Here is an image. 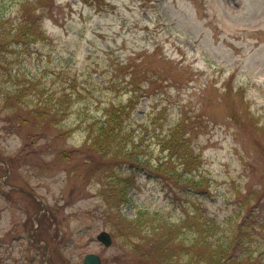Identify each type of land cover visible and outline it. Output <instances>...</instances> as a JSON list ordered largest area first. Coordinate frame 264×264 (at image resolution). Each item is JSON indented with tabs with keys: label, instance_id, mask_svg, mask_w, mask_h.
<instances>
[{
	"label": "rangeland",
	"instance_id": "374dc122",
	"mask_svg": "<svg viewBox=\"0 0 264 264\" xmlns=\"http://www.w3.org/2000/svg\"><path fill=\"white\" fill-rule=\"evenodd\" d=\"M21 2L3 0L1 15L16 20ZM36 4L42 40L0 51V264H42L44 244L45 264H83L87 254L154 264L136 250L150 229L131 233L107 202L106 171L118 162L99 166L84 143L87 120L104 121L106 107L129 99L126 130L139 151L155 163L163 153L154 135L180 126L207 187L186 194L152 167L129 171L121 214L178 223L183 208L198 207L226 236L250 212L239 256L264 264V0ZM35 225L40 245L29 239ZM103 231L109 247L96 239Z\"/></svg>",
	"mask_w": 264,
	"mask_h": 264
},
{
	"label": "trees",
	"instance_id": "16d2710c",
	"mask_svg": "<svg viewBox=\"0 0 264 264\" xmlns=\"http://www.w3.org/2000/svg\"><path fill=\"white\" fill-rule=\"evenodd\" d=\"M2 1L0 0L1 6L4 5ZM32 1L22 0L16 20L1 15L0 6V51L13 49V46L29 47L42 40L39 33L34 31L40 14L32 13L37 10L36 0L35 4ZM133 107V101L129 99L124 104L117 103L106 107L104 121L87 120L84 143L92 154L102 160L99 166H104L108 160L118 162L116 169L109 168L106 171L105 177L109 179V183L104 189L110 208L115 209L120 219L128 222L127 227L131 233L139 231L143 226L150 229L146 236V232L143 234L136 250L143 251L146 258L153 260L154 264H258L250 256H239V252L246 247L244 239L250 236L249 230L253 228L250 212L239 222H235L231 233L226 236L218 235L219 224L212 216L204 211L200 212L198 207L195 212L183 208L186 214L178 223L167 222L161 217L146 216L147 213L143 212H137L132 219L121 214V206L126 205L129 200L132 175L146 166L152 167L153 173L163 176L164 181L174 182L186 194L206 191L207 187L204 178H197L194 173L199 159L189 148V142L185 138L187 133H182L180 126L171 128L163 137L154 135L158 151L163 153L155 163H151L146 153L139 151V143H135L130 136L131 132L126 130ZM44 111L45 109L38 108L37 118ZM98 168L97 166L94 169ZM258 226L263 228L262 223ZM184 248L185 253L182 252ZM189 250L191 252L188 261L177 263L176 256L181 258Z\"/></svg>",
	"mask_w": 264,
	"mask_h": 264
},
{
	"label": "water",
	"instance_id": "95a60500",
	"mask_svg": "<svg viewBox=\"0 0 264 264\" xmlns=\"http://www.w3.org/2000/svg\"><path fill=\"white\" fill-rule=\"evenodd\" d=\"M97 239L99 241H101L105 246H109L111 244V239L109 237V235L106 232H102L97 236ZM46 252H47V247L45 246V253L43 256L44 259V263H45V258H46ZM84 264H101L100 263V259L98 256L94 255V254H88L85 256L84 258Z\"/></svg>",
	"mask_w": 264,
	"mask_h": 264
}]
</instances>
